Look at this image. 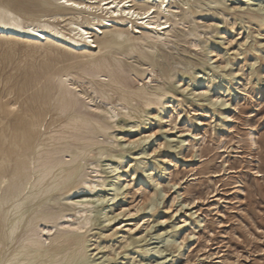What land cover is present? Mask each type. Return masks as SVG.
<instances>
[{"label": "bare ground", "instance_id": "bare-ground-1", "mask_svg": "<svg viewBox=\"0 0 264 264\" xmlns=\"http://www.w3.org/2000/svg\"><path fill=\"white\" fill-rule=\"evenodd\" d=\"M256 2L259 7L250 12L251 18L264 21V0ZM208 12L197 6L196 0H0V45L13 50L14 45L23 44L31 50L61 53L39 68L31 64L23 69L21 112L6 113L0 106V264L96 263L92 259L95 250L108 246L98 243L90 247L93 222L106 216L104 203H116L123 189L145 169L144 156L150 154L146 150L129 152L136 163L129 161L122 166L126 155L118 153L123 146L119 139L128 136L124 145L146 143L160 126L145 129L158 119L170 122L169 131L176 129L172 114L180 118L185 111L181 93H177L180 88L184 93L195 84L189 95L202 97L212 106L220 99L216 94L207 95L209 77L194 72L192 57L180 53L198 57L200 66L210 64L214 56L209 55L215 49L206 45L209 37L202 38V34L214 32L220 18L204 25L202 19ZM228 64L226 60L215 67L226 68ZM180 72L190 74L193 83L176 87L181 82L175 81ZM145 74L150 78L143 81ZM30 92L43 95L30 96ZM168 97L176 100L166 102ZM37 98L56 111L58 119L45 124L42 113L31 105ZM229 114L226 117L230 118ZM128 118L138 120L128 122ZM142 126L141 132L132 134ZM191 135L197 136L193 131ZM195 139L185 155L187 163L200 157L193 150L198 145ZM248 141L258 145L255 131ZM104 161L109 167L100 168ZM123 168H129L133 179L123 181ZM108 169L112 179L106 183L102 178ZM156 176V185L148 193L145 187L138 188L143 196L137 200L135 213L156 206L157 186L162 181ZM106 186L113 190L111 197L103 193ZM196 201L199 203L194 198L189 205L194 208Z\"/></svg>", "mask_w": 264, "mask_h": 264}, {"label": "rangeland", "instance_id": "rangeland-1", "mask_svg": "<svg viewBox=\"0 0 264 264\" xmlns=\"http://www.w3.org/2000/svg\"><path fill=\"white\" fill-rule=\"evenodd\" d=\"M210 1L196 0L197 6L209 11L202 19L204 25L215 23L214 19L220 18L214 32L210 35L202 34V38L209 37L206 45L215 49L209 55L214 56L210 64L200 66L198 57L183 51L180 53L192 57L191 67L194 72L209 77L211 84L207 95L211 97L216 94L220 99L212 106L202 97L190 96V89L195 84L190 81V74L180 72L175 81L181 79V82L175 86L192 85L184 93L181 88L177 91L181 93L179 99L184 100L185 111L180 118L172 114L176 129L169 131L170 122L158 119L153 122V126L147 125L145 130L157 126L160 128H156L157 134L146 143L139 146L128 143L124 145L128 136L119 139L123 146L119 147L118 153L126 155L123 162H119L122 166L129 161L136 163L129 152L146 150L150 154L144 156L145 169L139 171L130 185L123 189L116 203H104L106 216L93 222L90 247L95 248L98 243L108 246L95 250L92 255V259H96L95 264H264V21L251 18L250 12H257L259 7L256 0H219L223 3ZM242 3H247L244 9L239 8ZM58 54L61 53L31 50L23 44L14 45L13 50L5 44L0 45L1 110L12 114L21 112L23 69L31 64L39 68L46 60L58 57ZM226 60L229 61L226 68L215 67L220 62L226 63ZM149 78L145 74L143 81ZM221 88L227 91L224 93ZM32 94L43 95L39 92L29 93L30 96ZM41 99L37 98L36 103H30L36 111L42 113L45 124L52 118L58 119L57 112ZM164 100L173 103L176 99L168 97ZM225 101L227 105L222 104ZM208 109L211 110L208 112ZM228 114L230 118L226 117ZM134 120L138 118H128L127 121ZM135 129L132 134L141 132L143 126ZM192 131L197 136L192 137ZM253 131L257 146L248 141ZM193 138L198 143L193 150L200 157L187 163L185 155L191 149ZM182 139L187 140L181 144ZM161 142L166 143V146H160ZM169 143L171 147H168ZM106 162H101L100 168L109 167ZM128 169L121 170H125L122 172L125 175L123 181L133 179ZM106 172V177L102 179L108 183L112 173L109 169ZM156 174L162 180L157 186L156 208L150 211L142 208L135 213L137 203L143 196L138 188H146L148 193L156 185ZM148 176H153L154 180L151 181ZM174 183H177L176 186L171 188ZM104 192L109 193V197L113 194L108 186L103 188ZM164 192L168 195L165 196ZM194 198L199 203L196 201L192 208L193 204L189 205V202ZM93 206L97 211L96 204ZM118 213L121 214L116 219L107 221V218ZM118 224H121L120 228ZM129 227L134 230L128 231ZM191 233H195V236ZM125 242L130 245L124 246ZM146 248L151 251L146 252ZM161 257L163 260H160Z\"/></svg>", "mask_w": 264, "mask_h": 264}]
</instances>
